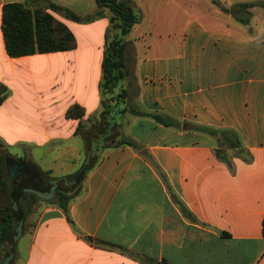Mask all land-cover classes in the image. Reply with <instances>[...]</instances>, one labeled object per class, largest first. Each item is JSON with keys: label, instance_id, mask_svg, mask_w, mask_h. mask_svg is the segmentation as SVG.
Here are the masks:
<instances>
[{"label": "crops", "instance_id": "0c3cea01", "mask_svg": "<svg viewBox=\"0 0 264 264\" xmlns=\"http://www.w3.org/2000/svg\"><path fill=\"white\" fill-rule=\"evenodd\" d=\"M127 1L140 18L131 30L139 33L137 47L149 51L145 55L176 51L174 57L138 60L135 45L126 41L123 88L141 115L104 111L99 84L104 35L111 28L108 9L92 21L76 22L49 5L85 17L98 13L95 0H0V85L7 90L0 105V144L57 146L91 131L94 136L87 139L103 146L69 205V220L57 207L43 205L28 228L22 224L9 264H264V52L257 51L264 9L239 7L264 0H217L228 12L201 0L194 14L183 9L191 0H182L180 16L188 21L181 31L162 30L166 41L152 24L158 0ZM11 3L46 9L74 34L76 49L9 58L1 9ZM240 13L250 17L259 35L250 43L251 61H233L228 54L233 50L229 33L238 29ZM199 16L216 18L226 31L225 43L198 22ZM72 52L74 61L55 59ZM44 55L52 58L50 79H55L53 66L58 68L59 83H25L22 64ZM7 64L8 74L2 68ZM73 104L84 109L82 118L66 119ZM153 115L178 126L159 124ZM220 131L234 133L239 147L229 148ZM118 138L137 147L113 146ZM15 157L50 173L30 152Z\"/></svg>", "mask_w": 264, "mask_h": 264}, {"label": "trees", "instance_id": "16d2710c", "mask_svg": "<svg viewBox=\"0 0 264 264\" xmlns=\"http://www.w3.org/2000/svg\"><path fill=\"white\" fill-rule=\"evenodd\" d=\"M212 4L220 8L223 12H228L217 0H209ZM98 13L80 17L66 8L50 4L51 10L57 9L65 12L66 16L76 22H88L94 20L100 15L101 10L108 9L111 13V28L119 31V34L111 38L106 31L105 43L103 47V59L101 65V81L99 84L100 95L104 111L108 110L117 113H132L141 115L135 108L129 105L128 93L123 88V82L126 78L125 47L126 37L131 32L134 25L139 23L140 18L127 0H95ZM244 10L260 7L264 9L263 3H243L239 5ZM246 19H240V23H246ZM1 32L4 41L6 55L9 58H23L36 54L63 53L76 49V39L69 28L58 21L54 16L44 8L30 9L26 4L11 3L6 4L1 9ZM7 95L6 87L0 85V105ZM111 103H114L112 108ZM117 106V107H115ZM120 108H119V107ZM84 115V109L77 104L71 105L66 113V119H80ZM152 118L159 124L168 127H177L178 123L160 116L153 115ZM102 125V123L100 122ZM82 126L78 129V133ZM102 130V129H100ZM99 130V131H100ZM210 134L216 133L213 130L199 128ZM220 136L227 143L229 148L239 147L237 136L231 131H220ZM113 146H132L137 145L128 139L118 138ZM103 146H92L90 152H97ZM25 163V159H19ZM95 159L89 158L84 166L74 174L72 180L63 183L58 187L57 180L48 177L46 173L38 172V176L25 175L17 181H7L4 179V158L0 154V250H5L3 259L10 253H13V236L18 222L22 220L23 225L26 222L28 214L39 201H43L27 190H35L41 193H47L55 184V197L46 204L60 209L69 220L68 209L72 201L76 200L80 194L81 186L87 172L94 166ZM16 185V186H15ZM16 204L17 210L13 209ZM262 232L264 236V217L262 220ZM12 246V248H10ZM2 261V257L0 258ZM0 261V264L2 263Z\"/></svg>", "mask_w": 264, "mask_h": 264}, {"label": "rangeland", "instance_id": "374dc122", "mask_svg": "<svg viewBox=\"0 0 264 264\" xmlns=\"http://www.w3.org/2000/svg\"><path fill=\"white\" fill-rule=\"evenodd\" d=\"M201 0H191V6H185L183 8V2L182 0H172L169 2V0H158L156 3V7L158 11L155 12L154 18L152 19V24L159 29L160 34L158 35L161 37L162 41H166L167 38L165 34L162 33V30L169 29L170 32L172 30L176 29L178 31H181L182 28L185 27L188 19L182 18L180 16V12L183 11V9L190 11L191 14H194L195 10L198 9L197 2L199 3ZM203 2L207 3L208 5H212L210 2L206 0H202ZM64 2V1H63ZM183 8V9H181ZM239 19H250L246 15V13H240ZM258 19V18H257ZM251 19L249 20V23H240L238 22V29H232V31L229 33L230 42L233 43V50L228 51L229 57L233 59V61H251L253 58H250L249 56L254 52L250 46L251 40L257 36H259L256 33V29L251 28ZM198 22L202 23L204 25V28L208 30L209 32H215L217 41H221L222 43H225L224 33H226L225 29H221L220 26L216 25V18H204V16H199ZM216 25V26H215ZM255 28V27H254ZM108 37L111 38L117 34H119V31H117L114 28H109L108 31ZM139 33L137 31H134L128 35L126 38V41H130L131 44L135 45L134 52L137 54L138 60L141 58V56H152L155 55L156 57L161 58L163 54L165 56H172L176 51L173 50H157L154 53H149L145 55L144 53H148L149 51L141 50L137 47V41H135V38L137 37ZM171 38L173 37L172 33H170ZM166 39V40H165ZM95 40H97L95 36ZM216 41V42H217ZM264 41L261 40L260 42ZM214 42V43H216ZM258 43L261 45L260 49L257 50L258 52H264V44ZM86 46V45H85ZM220 47V46H218ZM218 52V50H217ZM129 57L132 58V53L129 51ZM70 56H56L55 59L59 60V57H62L60 59L74 61V52L68 54ZM72 55V56H71ZM263 55H260L259 57H262ZM150 58V57H149ZM52 58L50 55H44L43 58H33L30 60L29 63H24L21 66V70L23 74L25 75L26 82L29 85L32 84H47V83H59V79L57 78L58 72H56L55 69H58L57 67L53 66V72L55 79H50L52 73V65L48 63V61H51ZM126 61V56H125ZM256 61V60H255ZM2 64V63H1ZM10 65V66H9ZM11 67V64L4 65L2 68L5 73L8 74V68ZM60 78L61 83L64 85L67 83L65 80L64 73L61 72ZM50 79V80H49ZM114 103H111L112 108ZM117 107V106H115ZM119 107V106H118ZM120 108V107H119ZM98 118V116L96 117ZM99 120V119H97ZM94 122V121H93ZM91 123V122H89ZM89 123H86L84 126L87 128L89 127ZM100 130L102 128V125L100 123L97 124V126ZM100 132V131H99ZM91 131L84 132L83 135L85 137L81 138L79 137H73L69 140H66L62 142L60 145L54 146V145H46L42 147H34V146H12V147H5L0 144V154L3 156V158H11L13 161H16V157H22L25 153H31L33 157L34 163L39 166L41 169L50 170V173L48 177L50 180L52 179H58L57 185L58 187H61L63 183L69 182L72 180V177L75 173H77L84 164L91 159H96V153L89 151V148L91 149L92 146H96L97 139H87V137L90 138L92 135ZM94 142L93 145H89V143ZM105 142H108L106 139ZM30 158V157H29ZM28 160V159H27ZM3 177L5 180L10 181L6 170V164L4 160V174ZM46 204V201H39L33 207L31 212L28 214V217L26 219L27 228L29 227L30 223L37 217L41 207Z\"/></svg>", "mask_w": 264, "mask_h": 264}, {"label": "water", "instance_id": "95a60500", "mask_svg": "<svg viewBox=\"0 0 264 264\" xmlns=\"http://www.w3.org/2000/svg\"><path fill=\"white\" fill-rule=\"evenodd\" d=\"M24 168L27 169V171L25 172L26 175L33 174L35 177L38 176V172L36 171V169L32 165H30V164H20L17 161H13L12 159H7L6 170H7V174L9 176V178L12 181H17L18 180L19 176H17V173H18V171L20 172V170H22ZM56 188H57V185L54 184L51 187L50 191L47 192V193H41V192H38V191H35V190H27V191L29 193L34 194L36 197H38L39 199H41L43 201H49V200H51L52 198L55 197ZM13 209L15 211L17 210V207H16L15 203L13 204ZM22 224H23L22 220L18 222V225H17V227L15 229V235L13 236V244H15L19 240V238L21 236ZM10 248H12V246ZM12 257H13V253H10L4 259V261L1 264H9L10 260L12 259Z\"/></svg>", "mask_w": 264, "mask_h": 264}, {"label": "flooded vegetation", "instance_id": "af4514ba", "mask_svg": "<svg viewBox=\"0 0 264 264\" xmlns=\"http://www.w3.org/2000/svg\"><path fill=\"white\" fill-rule=\"evenodd\" d=\"M18 163H20V162H18ZM10 164V163H9ZM20 164H25V163H20ZM27 171V169L26 168H24V169H22V170H20V172L18 171V173H17V176H19V177H23V176H25L26 174H25V172ZM28 174V173H27ZM29 175V174H28ZM30 175H33V174H30ZM34 176V175H33ZM19 179V178H18Z\"/></svg>", "mask_w": 264, "mask_h": 264}]
</instances>
